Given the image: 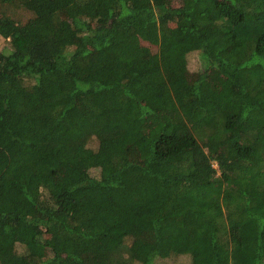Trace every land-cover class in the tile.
Returning <instances> with one entry per match:
<instances>
[{"label": "trees", "instance_id": "obj_1", "mask_svg": "<svg viewBox=\"0 0 264 264\" xmlns=\"http://www.w3.org/2000/svg\"><path fill=\"white\" fill-rule=\"evenodd\" d=\"M0 37V264H264V0H0Z\"/></svg>", "mask_w": 264, "mask_h": 264}, {"label": "rangeland", "instance_id": "obj_2", "mask_svg": "<svg viewBox=\"0 0 264 264\" xmlns=\"http://www.w3.org/2000/svg\"><path fill=\"white\" fill-rule=\"evenodd\" d=\"M25 13L26 12L23 11L21 13V15L23 17H25L26 16ZM4 43H5V40L0 37V45H3ZM187 58H188V68H189V71H190V75H191V73L194 74L195 72L199 71V69L201 68V62H200V59H199L198 52L196 50L191 51L188 54ZM209 74H210L209 78H210V80H212L215 74H214V72L212 70L209 71ZM144 129L145 130L148 129V126H146ZM128 152H129L130 158H135L137 156V152L134 150V148H130L128 150ZM214 166H217V164L215 162H214ZM93 172H94V170H93ZM94 173H96V172H94ZM17 249L20 251L23 248H22V246L20 244H18L17 245ZM178 261L187 262L188 261L187 256L183 255V254L182 255L181 254H178V255L171 254V256H169V257L159 258L156 261V264H174V263H176Z\"/></svg>", "mask_w": 264, "mask_h": 264}]
</instances>
